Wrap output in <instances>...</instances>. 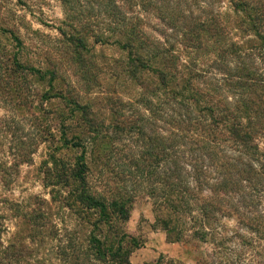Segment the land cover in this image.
<instances>
[{
  "label": "trees",
  "instance_id": "trees-1",
  "mask_svg": "<svg viewBox=\"0 0 264 264\" xmlns=\"http://www.w3.org/2000/svg\"><path fill=\"white\" fill-rule=\"evenodd\" d=\"M60 1L61 61L70 65L73 76L90 89L102 71L93 47L111 42L126 54L115 61L113 76L130 81L140 92L132 104L119 95L108 100L109 124L89 104L75 100L66 103L68 116L60 115V142L79 155L69 164L53 154L49 175L57 179L55 186L69 191L66 207L93 229L86 243L76 242L71 234L56 253L58 263L132 264L138 245L122 234V225L129 220L138 190L153 200L152 229L164 232L170 244H207L221 219H235L247 230L249 238L239 237L244 244L264 241V0H231L241 42L231 37L232 26L221 14L202 19L186 10L183 0H170L168 6L163 0ZM146 5L156 14L173 12L158 14L166 27L158 36L149 32L142 17ZM2 54L0 48V58ZM8 55V60L0 59V103L21 90L31 93L35 80L47 82V77L50 89L42 94L41 106L58 97L52 96L57 71L43 72L25 63L19 52ZM134 104L142 111L133 113ZM127 107L132 112H125ZM13 120L8 117L4 124ZM126 138L136 149L112 152L110 160H120L111 169L114 189L98 190L91 185L92 165L101 157L108 166L113 146ZM33 145L16 146L15 166L30 161L37 150ZM32 217L37 227H45L36 222L42 215ZM217 246L224 248V243ZM1 256L0 264H13ZM195 264L210 263L202 257ZM221 264L229 263L225 259Z\"/></svg>",
  "mask_w": 264,
  "mask_h": 264
},
{
  "label": "rangeland",
  "instance_id": "rangeland-1",
  "mask_svg": "<svg viewBox=\"0 0 264 264\" xmlns=\"http://www.w3.org/2000/svg\"><path fill=\"white\" fill-rule=\"evenodd\" d=\"M163 1L165 6L170 5V0ZM185 1H181V5H185L186 10L191 9L194 16L202 19L221 14L223 20L232 26L231 37L241 42L239 32L234 29L235 16L231 11V0ZM161 3L159 5H163ZM164 12L171 14L172 11L163 9V12L158 14L165 15ZM141 13L153 36L166 31L163 19L155 13V9L146 5ZM63 21L64 13L60 0H0V48L4 51L0 59L8 60V54L19 52L25 63L42 69L43 72L55 70L59 77L52 91V96L56 94L58 97L44 101L47 102L44 106L40 104L41 96L50 89V77L46 78L47 82H39L36 79L31 86V93L21 90L13 97H6V102L0 103V165H3L0 168V252L1 258H6L5 262L11 260L13 264H59L56 253L68 243L71 234L75 233L73 237L76 242L84 243L92 234L93 228L80 219L78 212L66 207L65 198L69 197V191L65 187L55 186L57 179L49 175V171L53 173L54 165L50 160L53 154L58 159H65L69 164H74L75 156L79 155L77 151L64 148L60 142V115L69 114L66 103L75 100L89 104L92 111L105 118L106 124H109L111 112L108 110V100L119 95L125 104H132L140 92L130 81L124 80L123 77L117 80L113 76L115 61L123 60L126 54L111 42L105 46L93 47V54L99 57L97 64L102 67V71L99 70L96 83L87 89L80 77L73 76L74 71L70 65H66L64 60L61 61L62 38L58 29ZM15 37L20 38V43L15 42ZM49 57L52 61L48 60ZM58 90H62V93H58ZM23 100H27L29 104L34 101L33 106L18 107L19 101ZM134 109L142 111L138 104H134L133 113ZM130 111L129 107L125 109V112ZM8 117L15 120L4 124ZM75 130L76 133L79 132ZM70 132L68 137L71 138L75 133L73 130ZM83 137L86 138V134ZM122 141L114 145L109 153L108 166L101 157L96 161L98 165H92L95 173L91 178V185L100 191L114 189L116 178L112 176L111 169H114V165L120 160H110L112 152L130 154L136 149V143L132 140L129 142L126 138ZM20 142L31 146L34 144L37 150L28 163L15 166L13 154L17 152L16 146ZM115 148L117 151H114ZM98 151L100 152V149ZM105 166L107 168H104ZM116 171L119 173L121 169ZM144 192L136 191L138 199L131 210L129 220L122 225V234H127L126 236L131 237L138 245L132 255L133 264H140L144 258H148L146 254L156 251L153 246H149V235L155 223L153 200ZM262 214L264 217V212ZM39 215H42V220L36 222L45 226L43 228L37 227L32 217ZM156 232L160 234L153 242L157 240L160 252L162 246L163 249L166 247L163 238H166V235L161 231ZM240 236L249 238L250 234L235 219H221L213 225V236H210L212 240L207 244H174L169 247L167 253H161L151 263L160 260L162 264H195L204 257L210 264H221L225 259L229 264H261L264 259V241L250 246L244 244ZM221 243H224V248L217 246ZM20 251L24 252L23 256H20ZM260 253L262 256H259Z\"/></svg>",
  "mask_w": 264,
  "mask_h": 264
},
{
  "label": "crops",
  "instance_id": "crops-1",
  "mask_svg": "<svg viewBox=\"0 0 264 264\" xmlns=\"http://www.w3.org/2000/svg\"><path fill=\"white\" fill-rule=\"evenodd\" d=\"M158 234H160V233L154 231L153 229L150 232L149 246H153L154 247L153 249H155L156 251H154V252L150 251L151 252L150 254L147 252L148 254H146V256L148 258H144L140 264H149V263L153 262L157 258V256H159L161 253H167L169 247L174 245V244L168 243L165 236H163L165 243H166V247H165V249H163L164 247L162 246V248H161L162 250L159 252V250H158L159 247L157 246V244H158L157 240L153 242L154 238L157 237ZM161 237H162V234H161ZM161 240H162V238H161ZM131 263L133 264V256H131Z\"/></svg>",
  "mask_w": 264,
  "mask_h": 264
}]
</instances>
